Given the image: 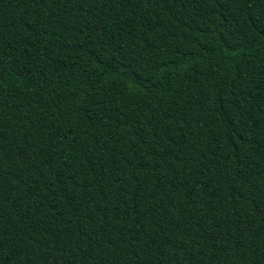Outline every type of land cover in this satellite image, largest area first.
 Segmentation results:
<instances>
[{
    "label": "trees",
    "instance_id": "16d2710c",
    "mask_svg": "<svg viewBox=\"0 0 264 264\" xmlns=\"http://www.w3.org/2000/svg\"><path fill=\"white\" fill-rule=\"evenodd\" d=\"M0 264H264V0H0Z\"/></svg>",
    "mask_w": 264,
    "mask_h": 264
}]
</instances>
